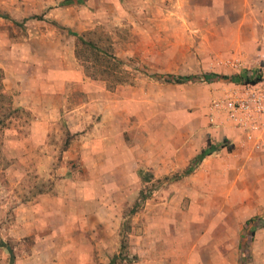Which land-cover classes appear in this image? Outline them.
Segmentation results:
<instances>
[{"label":"rangeland","instance_id":"obj_1","mask_svg":"<svg viewBox=\"0 0 264 264\" xmlns=\"http://www.w3.org/2000/svg\"><path fill=\"white\" fill-rule=\"evenodd\" d=\"M63 1L45 0L43 6L34 5L39 14L32 16H41V20L24 22L32 16L4 18L2 15L4 22L0 25V71L3 75L0 81V240L11 248L14 264L17 256L21 264H35L30 260L33 253L40 257L34 244L37 241L35 237L41 232L38 231L37 221L31 217L33 213L30 209L39 195L64 198L65 221L59 223L55 219V225L63 234L55 238L51 246L64 250L62 257L65 260L72 241L77 240L76 244L84 249L85 234L90 233L86 230L85 218L76 213V209L72 210L78 205V200L69 201V194L72 193L63 185L65 180L80 177L79 159L62 158L63 152L79 133L69 132L62 110L49 118V110L57 107L59 99L49 94L45 81L39 79L32 82L26 77L35 75L37 71L40 75L46 70L65 68L69 62L70 47L74 58L70 59L75 61L73 68L82 71L86 80L102 83L105 92H109L101 97V102H111L115 97L113 93L120 87L119 93L129 99V109L133 113L131 122L139 125L144 120L152 127L160 120L169 124L199 121L213 125L209 121L211 103L216 99L225 102L232 92L240 89V85H231L221 79L210 83L173 85L155 78V75L165 74L198 77L204 73L232 75V70L240 66L237 61L219 60L213 63L214 59L200 57L207 53L211 44L223 45V35L227 34L223 32L225 26L239 22L238 12L232 9L242 8L240 0H83L81 4L70 6L62 5ZM27 7L25 11H30L31 5ZM61 27L83 35L99 49L97 54L113 53L123 62L122 73L128 75L127 82L107 86L99 79V70L93 68L95 65L92 67L94 53L80 46L77 58L75 38L67 35ZM31 61H36L37 64L33 65L39 68H31L28 65ZM85 61L86 64H83ZM83 65L91 68L85 70ZM23 79L25 85L22 88ZM33 86L35 88L31 90ZM21 93H25L23 98L19 97ZM64 93L63 105L67 108L79 104L81 100L86 102L76 84H65ZM45 113H48L50 127L36 128L33 122ZM95 119H100V116H93L92 121ZM115 119L112 118L113 123ZM224 121H227L224 114H219L216 123ZM33 135H37L38 142L39 137H45L44 143H33ZM49 167L52 169L49 170ZM72 170L75 172L72 173ZM175 178V175L152 178L148 183L138 179L129 192L110 191L114 205L103 213L99 211L104 216V222L91 230L100 231L103 237L104 254L101 256L95 250V244L100 240H90L94 246L91 259L96 264H108L114 255H119L121 260L126 258L119 264H133L135 257L129 256L130 235L141 233L142 226H147V223L155 230L159 229L157 215L160 212H173V220L176 221L177 209L174 207L159 208L157 204H148L150 201L166 202L173 198L176 192L166 190L177 181ZM140 191L146 199L140 202L135 213H131L140 198ZM75 195L79 199V191ZM107 211L113 212L115 218L108 216ZM141 213L150 217L149 221L140 218ZM1 249L7 255L8 264L9 254L6 249ZM123 254L126 256L123 257ZM42 260L47 261L45 257Z\"/></svg>","mask_w":264,"mask_h":264},{"label":"crops","instance_id":"obj_2","mask_svg":"<svg viewBox=\"0 0 264 264\" xmlns=\"http://www.w3.org/2000/svg\"><path fill=\"white\" fill-rule=\"evenodd\" d=\"M44 1L0 0V25L4 22L2 15L17 18L39 14L34 5L43 6ZM240 2L242 8L232 9L238 12L239 22L225 26L223 32L227 34L223 35V45L211 44L200 59H214L213 63L237 61L239 68L228 73L259 70L264 79V0ZM29 4L30 11H25ZM69 54L74 59L70 47ZM70 57L67 56L68 65L59 71L46 70L40 75L37 71L25 79L45 81L49 94L59 99L57 107L49 110V118L62 110L69 132L79 133L62 158L79 159L80 177L65 180L63 185L72 193L69 201L78 200L72 210L76 209V213L85 218L86 230L90 233L85 234L87 245L83 240L86 249H81L74 239L65 260L64 250L51 246L53 240L63 234L55 225V219L59 223L65 221L64 198L39 195L30 209L41 232L34 244L40 257L33 253L30 260L35 264H96L91 259L94 246L90 240H100L95 250L101 256L104 254L103 237L100 231L91 230L103 224V211L114 205L110 191L129 192L141 173H148L153 179L176 176L177 181L166 190L176 192L173 198L148 204H157L159 208L174 207L177 218L173 220V212H160L157 215L159 229L143 223L141 233L130 235L129 256L135 257L133 264H241L242 257L246 258L244 264H264V118L255 123L259 129L252 133L256 137L252 140H248L243 129L230 119L217 125L199 121L169 124L166 120H160L153 127L144 120L137 125L131 122L133 113L129 109V99L119 93L120 87L113 93L115 97L111 102H101V97L109 92H105L102 83L86 80L82 71L73 68L75 61ZM33 64L37 62L31 61L28 65L39 68ZM67 83L76 84L86 102L81 100L70 108L64 106V85ZM24 85L23 79L22 88ZM24 94L19 97L23 98ZM48 113L33 125L48 129L51 125ZM93 116H100V119L92 121ZM113 117L116 118L114 123ZM32 138L35 144L45 141V137H39L38 142L37 135ZM208 147L216 150L185 175L191 161ZM77 191L79 199L75 195ZM106 213L115 218L113 212ZM57 214L63 215L57 217ZM143 216L141 213L140 218L149 221L150 217ZM6 258L0 248V264H6ZM15 264H21L18 256Z\"/></svg>","mask_w":264,"mask_h":264},{"label":"trees","instance_id":"obj_3","mask_svg":"<svg viewBox=\"0 0 264 264\" xmlns=\"http://www.w3.org/2000/svg\"><path fill=\"white\" fill-rule=\"evenodd\" d=\"M82 1L83 0H64L62 2V5L70 6V5H75V4H81ZM30 19L41 20L42 17L41 16H33L31 18L24 19V22H27ZM61 29L63 31H65V33L67 35L75 38V41H76V43H75V47H76L75 55L77 58L79 57L78 47H80V46L85 47V48L89 49L90 52L94 53V55H93L94 57L92 56L93 60H91L92 67H93V65H95V67H93V68L99 70L98 72L100 73V76H102V77L99 76V79L104 81L107 84V86L111 87V86L121 85V84H124L127 82L128 75L126 73H122L123 62L120 59H118L113 53H108V54L102 53V55H99V54H97V52H99V49L92 42L85 40L83 35L78 34L77 32H74L68 28L61 27ZM83 64H86V61ZM83 68L85 70L86 69L88 70L91 67H86V65H83ZM2 76H3L2 72L0 71V81L3 78ZM94 76H96V75H94ZM94 76L92 78H96ZM155 78H157L158 80H161L164 83L175 84V85H182V84L195 83V82L210 83V82H214L216 80L221 79V80H227L228 82L233 83L235 85L244 86V85H254V84L260 82L262 80V74L259 70H255V71H252L251 73H249L248 71H244L242 73L232 74V75H219V74H215V73H204L201 77L192 76V75L179 76V75L165 74V75H155ZM65 147H67V146H65ZM227 148H228V150H231V146H228ZM215 150L216 149L212 148V147H208L206 149H203L200 152V154L195 159H193L191 161L189 167L185 170L184 174L185 175L190 174L192 172V170L197 166L198 163H200L206 156L212 154ZM140 179L142 182L148 183V182L152 181V176L149 175L148 173H143V174L141 173ZM139 194H140V198L133 205V207L131 209V213H135L139 207L140 202H142L146 199V197L143 196L142 191H140ZM124 247L125 246L123 245L122 248H124ZM0 248H4L7 250L8 254H9L8 264H13L14 256H13V252H12L11 248H9L7 246V244L5 242H3L2 240H0ZM120 254H122V252ZM125 256L126 255H124L123 257H125ZM122 261L125 262L126 258H123V260H121L119 258V255H114L110 259L108 264H119ZM245 261H246V258L242 257L241 258V264H244Z\"/></svg>","mask_w":264,"mask_h":264},{"label":"built area","instance_id":"obj_4","mask_svg":"<svg viewBox=\"0 0 264 264\" xmlns=\"http://www.w3.org/2000/svg\"><path fill=\"white\" fill-rule=\"evenodd\" d=\"M221 113L226 119L237 122L248 140L255 139L252 133L259 129L255 123L264 118V79L254 85L240 86L225 102L214 100L209 113L211 124L217 125V116Z\"/></svg>","mask_w":264,"mask_h":264}]
</instances>
